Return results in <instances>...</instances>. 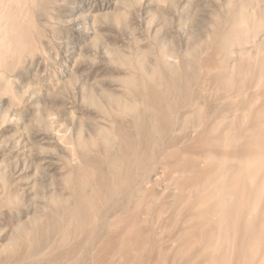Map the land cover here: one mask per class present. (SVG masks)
Segmentation results:
<instances>
[{
	"label": "rangeland",
	"instance_id": "1",
	"mask_svg": "<svg viewBox=\"0 0 264 264\" xmlns=\"http://www.w3.org/2000/svg\"><path fill=\"white\" fill-rule=\"evenodd\" d=\"M178 156L185 168L202 160V169L213 161L222 171L180 176ZM94 171L102 185L89 205L98 214L93 239L104 234L111 204L102 197L120 173L129 181L114 208L132 211L137 191L146 196L138 210L147 250L128 264L183 262L190 202L166 211L170 183L183 177L193 183L183 192L191 211L220 187V206H234L233 236L229 213L202 208L206 221L219 220L212 242L233 244L235 264H264V0H0V264L63 256L53 243L72 237L68 210L78 194L93 195ZM53 212L63 223L46 237ZM81 252L98 264L90 245Z\"/></svg>",
	"mask_w": 264,
	"mask_h": 264
},
{
	"label": "bare ground",
	"instance_id": "2",
	"mask_svg": "<svg viewBox=\"0 0 264 264\" xmlns=\"http://www.w3.org/2000/svg\"><path fill=\"white\" fill-rule=\"evenodd\" d=\"M192 110L194 109L192 108ZM205 130L206 129H201L200 135L195 143V146L198 145L199 147L202 145V143L205 142ZM126 148L127 150H129L131 155L136 154L134 145L127 144ZM206 153L215 154V152L211 149L207 150ZM226 156L228 159H232L233 154L227 153ZM178 161L179 156L176 157V166L174 161H172V171L176 172V174L180 176H184L188 173L194 176H199L201 174H204L203 172L205 170V173L210 172L212 170H216L218 172L222 171V165H216L213 161L212 165L206 166L204 169H202L201 167V163L204 162L202 160H198V162L197 160L191 161L189 163L190 166L188 168L177 164ZM96 175L97 172L94 171L93 177L91 179V182L95 180L94 183H92V185L94 186L92 189L93 195L86 196V194L83 193L84 191L82 193L79 192L80 194L77 195L78 198H76V203L73 204V208L68 210L70 218L74 223V228H72L68 232L72 234V237L62 236L57 239L56 243H53L52 248H56L53 250H59L60 253H63V256H59V258H57L56 256L50 257L45 261L46 264H49L50 261H56L55 264H61L60 261L62 262V260H66V258L69 256L74 257L75 264H85V254L81 252L82 248L85 245L91 246V250H93L92 254L97 258L98 264H102L107 258L110 257H120V259L122 260V264H128L129 262L133 261V258L135 256H142L143 253H146L147 241L149 240V237L146 236L145 226L143 225V222H145V220L143 218H140L141 212L138 210V205L140 203H146V196L139 197L137 191L132 211L118 210L112 206L113 199H115L119 194L123 193L124 186L129 181L127 178H124L121 173L120 182L116 183V187L112 194L102 197L104 201L111 204L108 207V213L106 214L102 227V229L104 230V234L93 239L91 230L93 226L95 231L98 229L97 224L94 225L95 217L98 216V214H92L89 209V205H92L95 199L98 198V192L102 185L100 180L95 179ZM234 177L235 170L232 169L228 176V182L226 183L228 187L231 186V189H229L224 194V197L228 201H235L236 199L234 191ZM189 184L193 185V183L189 182L188 179L185 177L176 180L174 183H170V198L174 197L175 200H172L170 202V205H166V211L174 205L179 206L181 204H188L190 202L191 206L190 210L186 214V219L190 217V220L193 221V224L190 226V230H192L193 234L192 237L186 239L184 243H182L183 241L180 237V243H182L184 246L180 248V257L177 258V260L183 259V262H185L187 261V259L197 258V260L199 261L198 264H227L229 262V254L232 252L233 256L231 261L232 264H235L238 260V255L236 256V250L233 244H231L230 242L224 243L223 240L218 239L217 236L215 241L212 242L213 237L216 235V230H219V228H214V226L219 223V220H216L215 222L206 221L203 217L202 211V208L204 206H206L207 208L209 206H214L217 209H221L222 212L229 213L231 215V235L233 236V234L235 233L233 227L234 222L232 218V210L234 209L233 204H226L224 207L220 206L221 202L215 198L216 193L220 192L222 189V187H220L219 190H215V195L214 191H212L210 193V198H206L203 204L199 205L197 208H194V211H191L193 198L190 195V200L184 201L185 195L183 193L185 191V187ZM156 185H159L158 177L154 178L151 181L150 185L148 186V190L151 191ZM166 185L168 184L166 183ZM145 189L143 186H140V190L145 191ZM196 202L197 198H194V206ZM65 211L66 209L62 212ZM47 217L48 218L46 219V221L44 220L43 224H46V237H49L53 232L51 225L60 223L62 224L63 222L60 220V212H53ZM217 218L219 219L218 216ZM168 224L169 223H167V225ZM197 227H199L200 229L196 230ZM201 229H203V231ZM69 239L71 241H69ZM97 240H99L100 242H97ZM159 240L160 238L158 237V241ZM205 241L211 242L212 246H208L205 248L199 247L200 244ZM94 244H97L98 247L94 248ZM63 247L64 250L61 249V252L60 248ZM152 249L154 250L153 245ZM76 254H78V258L76 257ZM161 255L166 256L167 252H162ZM183 262L181 264H183Z\"/></svg>",
	"mask_w": 264,
	"mask_h": 264
}]
</instances>
